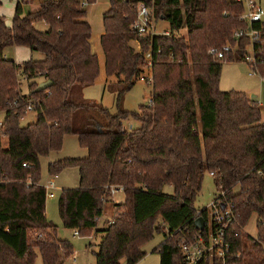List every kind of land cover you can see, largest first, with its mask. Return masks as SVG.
I'll return each instance as SVG.
<instances>
[{
	"label": "trees",
	"instance_id": "obj_1",
	"mask_svg": "<svg viewBox=\"0 0 264 264\" xmlns=\"http://www.w3.org/2000/svg\"><path fill=\"white\" fill-rule=\"evenodd\" d=\"M96 1L39 0L38 9L26 12L34 0H19L11 26L0 16V264H35L39 255L43 264H66L73 256V245L59 238L58 226L47 217L48 197L41 184V159L60 152L67 135H76L88 154L49 162L48 173L55 177L78 169L79 187L62 190L60 214L66 228L82 236L101 235L95 264H136L157 233L165 234L155 250L160 264H185L180 245L198 232L195 203L207 173H213L215 197L233 206L238 224L232 250L241 253L212 264H264L262 110L244 92L220 89L224 63L244 61L251 41L240 38L236 54L224 59L210 54L211 48L236 45L235 31L247 26L241 20L244 4L110 0L100 39L106 76L117 78L120 95L130 91L144 72V53L150 51L151 102L116 114L93 106L106 124L76 128L77 111L91 106L84 91L100 75L84 6ZM141 4L153 10L155 21L169 23V35L133 30ZM39 23L48 29L39 30ZM253 28L260 36L254 42L256 62L249 65L264 75V24ZM12 46H26L44 58L17 64L5 56ZM45 80L52 85L36 92ZM23 82L28 93L21 90ZM30 104L36 121L24 126ZM128 118L139 126L125 129ZM107 186L124 187L125 201L115 205L114 221L97 229ZM165 186L173 193H166ZM253 215L255 237L245 231Z\"/></svg>",
	"mask_w": 264,
	"mask_h": 264
},
{
	"label": "rangeland",
	"instance_id": "obj_2",
	"mask_svg": "<svg viewBox=\"0 0 264 264\" xmlns=\"http://www.w3.org/2000/svg\"><path fill=\"white\" fill-rule=\"evenodd\" d=\"M19 0H1L0 10L6 18L8 25H12L14 12L17 2ZM264 8V0H258ZM36 2L29 4L25 7V11H33L36 7ZM110 0H97L92 5H87L85 8L88 10L87 21L92 26V49L99 56L100 59V75L97 78L95 84L85 91V98L88 101L89 107H82L76 114V128H82L84 125H88L90 128H98L106 124V118L100 112L99 109L93 106H100L108 108L112 114L118 113L120 110H127L135 112L139 110L140 105L147 104L152 93V85L144 82L141 77L137 80L135 86L130 90L122 93L120 91L122 85L118 84L116 77L107 78L105 73V56L101 47V36L104 34L103 14L109 9ZM39 30H47L48 26L45 23H39L36 25ZM157 32L163 33L169 31L170 25L167 21H156ZM181 34L186 35V30H182ZM137 48L138 43H132ZM237 52V51H236ZM234 52L232 55H235ZM246 53L253 54L252 45L247 46ZM5 55L8 59L15 61L17 64H22L24 61L32 59H43L44 55L40 52H32L26 46H12L5 50ZM20 62V63H19ZM250 62L233 61L225 62L223 65L222 76L220 80V89L222 91L236 90L244 92L250 98L256 100L260 104V108L263 114L264 121V75L259 71L254 70L250 65ZM23 93H28V86L25 82L21 85ZM3 117V115H2ZM36 121V113L30 111L28 115L22 119L21 124L26 126ZM125 129L132 131L135 127L139 126V123L133 118H128L123 121ZM4 146L7 144V140H3ZM87 155V150L82 148L79 144L76 135H67L64 138L63 148L60 152L51 155V158H42V181L41 184L45 185L47 182L54 181L56 185L60 186L61 190L55 191V198H48L47 200V215L50 221L58 226V236L60 239L68 240L74 248V254L69 258L66 264H95V252L98 250V244L101 241V235L95 236L93 232L89 236H75V230L65 227L62 220L59 208V200L62 195L63 189H73L79 187V171L77 168H68L59 174V179L52 178L48 173V164L52 160L56 161L63 158H83ZM164 191L166 193H173L171 186H165ZM216 194V187L213 177L210 173H207L204 178L202 190L200 191L197 201L195 203L196 209H203L208 206L214 199ZM125 199L123 192L117 193L112 201L105 204V211L103 216L98 222L97 229H102L110 223L112 207L114 203L120 204ZM111 218V219H110ZM110 219V220H108ZM96 231V229H95ZM245 231L252 235H257V215H253L250 219ZM165 234L157 233L152 241L143 247L146 255L136 264H160L161 257L158 251H155L160 244L164 241ZM35 264H43L41 256L36 259ZM122 264H126L125 261Z\"/></svg>",
	"mask_w": 264,
	"mask_h": 264
},
{
	"label": "built area",
	"instance_id": "obj_3",
	"mask_svg": "<svg viewBox=\"0 0 264 264\" xmlns=\"http://www.w3.org/2000/svg\"><path fill=\"white\" fill-rule=\"evenodd\" d=\"M244 4V12L241 20L247 25L245 28H240L235 31L234 36L237 39L236 45L230 43L224 45L221 49L211 48L210 54L214 55L217 59H224L227 54L234 53L238 49V41L240 38L248 37L253 47V54L246 53L245 60L250 63L256 62V55L254 51V42L259 38L260 32L253 28L254 23L264 24V8L258 0H236ZM88 4L84 3L86 7ZM133 30L140 35L158 34L156 28V21L153 16V10L141 4L138 10V18L133 24ZM169 35V31L160 33ZM145 77L141 79L147 84H153V57L150 51L144 53ZM151 102V98L148 103ZM34 105L30 104L28 107L29 112L33 111ZM1 124V122H0ZM27 166V164H23ZM259 174H264L260 171ZM213 175V173H211ZM58 176L52 177L57 178ZM47 192L48 198L56 196L55 191L57 187L54 181H48L43 185ZM124 187L107 186V195L104 198V203L107 204L108 199L112 198L117 192H123ZM109 196V197H107ZM204 219V226L202 230L185 238L180 245V250L183 255L185 264H206L213 262L226 263L230 258H240L241 253L232 250L233 237L237 236V216L234 212L233 206L230 203H225L220 197L216 198L205 208L196 210V219ZM100 220V218H99ZM98 220V222H99ZM114 220L110 221L112 223ZM109 223V224H110ZM108 224V225H109ZM107 227V226H106ZM75 236H81L79 230H75Z\"/></svg>",
	"mask_w": 264,
	"mask_h": 264
},
{
	"label": "crops",
	"instance_id": "obj_4",
	"mask_svg": "<svg viewBox=\"0 0 264 264\" xmlns=\"http://www.w3.org/2000/svg\"><path fill=\"white\" fill-rule=\"evenodd\" d=\"M35 2H36L37 4H36V7H34L33 10H36V9H38V7H39V0H34L33 3H35ZM17 3H18V2H17ZM14 13H15V12H14ZM0 16H4L3 13L1 12V10H0ZM4 17H5V16H4ZM9 26H10V25H9ZM15 47H17V46H15ZM136 49H137L138 51L140 50V46H139V44H138V46H137ZM5 50H6V49H5ZM29 50H30V49H29ZM30 51H31V50H30ZM93 52H94V51H93ZM31 53H32V51H31ZM94 53H95V52H94ZM5 56H6V55H5ZM98 57H99V56H98ZM31 59H32V58H31ZM37 60H41V59H37ZM99 60H100V59H99ZM24 62H26V61H24ZM24 62H23V63H24ZM19 63H20V62H19ZM100 68H101V67H100ZM88 88H89V87H88ZM88 88H86V89H88ZM86 89H85V91H86ZM85 91H84V95H85ZM124 127H125V126H124ZM77 138H78V137H77ZM7 144H8V141H7ZM7 144H6V146H7ZM56 153H58V152H56ZM52 154H54V153H52ZM52 154H51V155H52ZM87 154H88V152H87ZM86 156H87V155H86ZM49 158H51V156H49L48 159H49ZM52 161H54V160H52ZM52 161H51V162H52ZM55 179H59V175H58V177L55 178ZM55 185H56V184H55ZM56 187H57V190H61L60 186L56 185ZM119 192H122V191H119ZM119 192H117V193H119ZM117 193H116V194H117ZM116 194H115V195H116ZM115 195H114V196H115ZM114 196H113V197H114ZM113 197H112V199H113ZM54 198H55V197H54ZM111 201H112V200H110L109 202H111ZM124 201H125V199H124L123 201H121V203H123ZM109 202H107V203H109ZM115 205H116V203H114V206H115ZM110 206L112 207V211H111V214H112V215H111V218H112V217H113L114 210H115L116 208L113 207L112 203H111ZM47 217H48V215H47ZM111 218H110V219H111ZM110 219H108V220H110Z\"/></svg>",
	"mask_w": 264,
	"mask_h": 264
},
{
	"label": "water",
	"instance_id": "obj_5",
	"mask_svg": "<svg viewBox=\"0 0 264 264\" xmlns=\"http://www.w3.org/2000/svg\"><path fill=\"white\" fill-rule=\"evenodd\" d=\"M51 85H52L51 80H45L39 84L38 88L36 89V92L43 91V90L47 89L48 87H50ZM195 225H196V228L198 230H202L203 226H204V219L202 217L198 218L195 221Z\"/></svg>",
	"mask_w": 264,
	"mask_h": 264
}]
</instances>
